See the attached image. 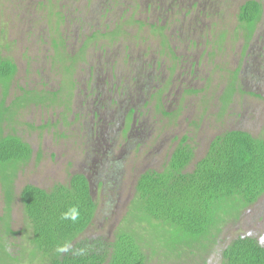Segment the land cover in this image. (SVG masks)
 <instances>
[{"label":"rangeland","instance_id":"rangeland-1","mask_svg":"<svg viewBox=\"0 0 264 264\" xmlns=\"http://www.w3.org/2000/svg\"><path fill=\"white\" fill-rule=\"evenodd\" d=\"M169 1L0 0V57L18 68L7 105L20 104L5 116L3 136H18L33 150L14 170L11 204L0 178V264H46L32 257L20 198L28 185L51 190L89 171L98 212L78 240L113 238L127 224L141 175L163 172L183 138L196 162L227 132L264 139V0H184L173 11ZM248 1L263 5L251 38L239 18ZM34 95L45 102L22 100ZM133 124L146 134L139 146L126 135ZM107 157L122 169H108ZM213 235L205 252L184 258L177 256L183 250L173 255L170 245H156L148 264H223L221 251L239 237L264 245V196Z\"/></svg>","mask_w":264,"mask_h":264},{"label":"trees","instance_id":"trees-1","mask_svg":"<svg viewBox=\"0 0 264 264\" xmlns=\"http://www.w3.org/2000/svg\"><path fill=\"white\" fill-rule=\"evenodd\" d=\"M262 15L263 5L258 1L242 6L239 18L248 27L249 38ZM17 71L13 61L0 57V178L9 204L14 200V170L33 155L20 137L3 136L9 122L5 116H15L14 109L20 105H7ZM25 99L29 103L46 100L37 95ZM189 141L188 136L183 138L163 172L141 175L127 224L113 238L78 240L93 225L98 212L85 175L76 174L68 184H57L51 190L26 186L20 198L32 227V257L40 256L46 264H148L149 251L156 245H170L167 251L173 255L183 250L179 258L192 250L205 252L208 246L204 242L212 244L215 237H210L220 231L227 217H238L242 209L264 196V139L244 131L227 132L216 137L197 162ZM6 227L10 233L8 223ZM221 254L223 264H264V245L251 237L233 240Z\"/></svg>","mask_w":264,"mask_h":264},{"label":"flooded vegetation","instance_id":"flooded-vegetation-1","mask_svg":"<svg viewBox=\"0 0 264 264\" xmlns=\"http://www.w3.org/2000/svg\"><path fill=\"white\" fill-rule=\"evenodd\" d=\"M126 1H128V0H126ZM178 1H180L181 3L182 2H184V0H170L167 4H168V7L166 8V5L164 4L163 6H162V9H164V8H166L167 10H171V11H173L174 9H175V7H176V5H177V2ZM124 3V2H123ZM40 4H43V2H40ZM65 10H68L69 9V7H68V4H64L63 3V6H62ZM69 11H72L71 9H69ZM108 14L107 15H109V13H111L112 11H113V7H111V8H109L108 9ZM173 13V12H172ZM70 14V13H69ZM99 14V13H98ZM58 16V24L55 26V28L57 29V32H59L60 31V27H61V24H62V22H63V20L61 21L60 20V16L59 15H57ZM66 17V16H65ZM71 18H72V16H70ZM68 19V18H67ZM185 19H186V22H187V19L188 18H186L185 17ZM193 19H194V17H193ZM69 20V19H68ZM189 29H191V26L189 27ZM52 29H50V31H51ZM196 31V30H195ZM120 33H121V30H119L118 32H114L111 36H116L115 37V39L117 38V37H119L120 36ZM112 38H114V37H112ZM55 42V41H54ZM61 49V48H60ZM106 90H108V89H106L105 87L103 88V90H101L102 91V94H103V97H104V99H105V97H110V99H111V95H110V92L109 93H107V92H105ZM108 94V95H107ZM106 101V103L105 104H103V106H104V108L106 107V108H110L111 107V103H110V100H109V98H107V99H105L104 100V102ZM103 102V103H104ZM130 112L131 111H126L125 113H123V114H125V115H127V113H128V116H125L126 118H127V120L129 119V114H130ZM119 118V117H118ZM134 118V117H133ZM94 120H95V118H94ZM117 121H118V119H117ZM127 123V122H126ZM134 123H136V118H134ZM139 125L137 124V126L135 125V124H133V127H131V129H130V131L132 130V128H133V133H132V136H130V135H128V133L126 134L127 136H128V139L130 140H132V142H135V145H137V146H139L140 145V143L142 142V140H143V138H144V135H146L145 134V131H143L142 130V128H143V126L141 125V126H139L140 128H137ZM127 128V126L125 127V129ZM124 129V130H125ZM136 129V130H135ZM123 130V132H124V134H125V131ZM105 131H109V130H105ZM135 134L137 135H139L138 137H135ZM105 139V138H104ZM129 148L130 147V144L128 145V146H126V148ZM126 148H125V150H126ZM109 156H111V154L109 155ZM114 161H117V160H114ZM104 163H106V164H108V169L110 168V170H114V171H120L121 169H122V163H112L110 160H109V157H107V158H105V162ZM102 166H103V164H102ZM89 171H85V173H79V174H83V175H85L88 179H90L91 180V186L94 188V186H93V182H92V179H91V177H89ZM93 177H95L94 175H93ZM105 183V182H104Z\"/></svg>","mask_w":264,"mask_h":264},{"label":"clouds","instance_id":"clouds-1","mask_svg":"<svg viewBox=\"0 0 264 264\" xmlns=\"http://www.w3.org/2000/svg\"><path fill=\"white\" fill-rule=\"evenodd\" d=\"M90 180V179H89ZM90 182H91V180H90ZM92 187V186H91ZM92 189H93V187H92Z\"/></svg>","mask_w":264,"mask_h":264}]
</instances>
